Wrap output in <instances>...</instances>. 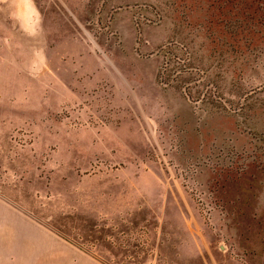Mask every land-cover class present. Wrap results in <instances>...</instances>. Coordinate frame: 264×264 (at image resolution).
Instances as JSON below:
<instances>
[{"label": "rangeland", "instance_id": "rangeland-1", "mask_svg": "<svg viewBox=\"0 0 264 264\" xmlns=\"http://www.w3.org/2000/svg\"><path fill=\"white\" fill-rule=\"evenodd\" d=\"M0 264H264V0H0Z\"/></svg>", "mask_w": 264, "mask_h": 264}]
</instances>
